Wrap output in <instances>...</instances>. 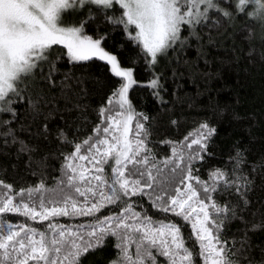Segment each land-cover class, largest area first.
Listing matches in <instances>:
<instances>
[{
    "label": "snow or ice",
    "instance_id": "6c2138e0",
    "mask_svg": "<svg viewBox=\"0 0 264 264\" xmlns=\"http://www.w3.org/2000/svg\"><path fill=\"white\" fill-rule=\"evenodd\" d=\"M82 9L86 15L78 24L64 23L66 13L75 14ZM98 15L105 23L121 28L126 39L140 48L147 67L154 69L159 57L166 56L170 49L184 48L189 37L199 38L196 29L209 22L220 27L222 21L232 23L240 17L264 28V0H0V144L3 146L18 144V154L34 151L17 136V131L30 132V128L12 126L19 116L17 105L25 100L32 120L41 117L44 120L32 133L33 137L47 139L51 113L46 114L44 108L51 102L50 90L58 86L54 77L59 72L58 63L65 57L69 63L103 61L110 66V73L120 78L111 95L99 106L97 115L103 127L97 125L94 135L75 142L69 140L63 129L56 132L61 144L73 148L71 153L63 154L61 168L67 184L85 198L82 204L71 195H65L62 201L42 197L33 200L34 193L45 191L42 179L38 185L19 192L0 180V186L7 190L0 196V215L18 214L44 225L40 229L24 223L9 224L6 233H0V264H82L87 254L105 245L106 237L115 238L117 249L109 264H264V259L250 258L254 245L249 235L264 230V218L249 224L243 215H238V210L246 211L251 204L248 193L253 182L241 170L246 162L244 152L238 149L230 158L231 172L214 168L208 180H201L194 174L192 165L211 155L208 142L216 132L202 123L195 134H189L191 140L185 137L180 150L173 147L171 156L158 161L148 147L150 130L142 122L148 117L136 113L128 99L129 89L137 84L134 69L122 67L118 56L103 46L107 34L93 38L85 31V26L94 23ZM185 30L188 36L182 35ZM57 45L66 51L57 52L53 47ZM69 79L66 74L60 81L62 92L68 87ZM147 86L159 97L158 90L163 85L154 71ZM183 149L188 150L187 154ZM77 160L87 161L91 168L76 164ZM33 163L29 156V166ZM260 167L264 168V163ZM165 169L168 182L161 187L158 177ZM177 177L183 188L175 187L169 192ZM102 187L109 191H100L99 199L90 203L87 193L95 197L96 190ZM145 189L155 193L153 207L157 211L170 213L179 220H154L147 213L136 212L130 203L132 197L152 198ZM223 195H235L237 202L221 204L216 197ZM16 196L20 200H15ZM116 204L122 205L120 212L97 216L96 223L89 225L90 230L83 235L53 222L61 216H93L107 205ZM237 219L245 228L240 238H233L230 243L223 233L227 224ZM185 223L192 230L187 237L182 232ZM261 253L264 255V249Z\"/></svg>",
    "mask_w": 264,
    "mask_h": 264
},
{
    "label": "trees",
    "instance_id": "16d2710c",
    "mask_svg": "<svg viewBox=\"0 0 264 264\" xmlns=\"http://www.w3.org/2000/svg\"><path fill=\"white\" fill-rule=\"evenodd\" d=\"M85 15L86 10L83 9L75 14L66 13L63 21L65 24H78ZM85 31L94 38L107 34L103 46L118 56L122 66L134 69L133 78L137 84L129 89L128 99L136 113L148 117L147 121L142 122L150 130L148 147L157 160L171 156L173 147L180 150L185 137L191 140L189 134H195L202 123H207L216 129L208 142L211 155H205L202 161L193 162L194 174L201 180H208L209 172L214 168L231 172L233 161L230 158L235 156L238 149L243 151L246 162L241 170L253 183L248 193L250 207L243 212L238 210V215H243L249 224L264 218V168L260 167L264 163V28L240 17L232 23L222 21L220 27L209 22L196 29L199 38L189 37L184 48L170 49L166 56L159 57L154 69L147 67L140 48L126 39L123 30L105 23L102 16L98 15L94 23L89 22ZM182 35L188 36V31L185 30ZM53 47L57 52L66 51L59 45ZM57 66L59 72L54 79L58 86L50 90L48 99L51 102L44 108L46 114L51 113L47 121L50 134L47 139L33 137L32 133L44 122L43 117L38 121L32 120L27 100L17 105L19 116L12 126L30 128V132L17 131V136L34 151L18 154V144L6 147L0 144V180L12 185L14 192H19L38 185L42 179L45 191L34 193L33 200L42 197L62 201L65 195H71L78 204H82L85 198L67 184V177L61 168L63 154L71 153L73 148L61 144L56 139V132L63 129L69 140L75 142L94 135L93 130L97 125L103 127L102 119L97 115L99 106L105 103L120 78L114 77L110 67L97 59L69 63L65 57ZM153 71L160 76L163 85L158 90L159 97L153 94L155 90L147 86ZM66 74L70 79L67 81L68 87L62 92L59 83ZM135 123L134 119L131 124L133 131ZM183 150L187 154L188 150ZM29 156L34 161L31 167L28 164ZM41 162L43 166H40ZM75 163L91 168L87 161L77 160ZM168 175L165 169L164 174L158 177L161 187L168 182ZM178 180L179 177L176 178L177 182L169 186V192L175 187L183 188ZM6 191L0 186V196ZM96 191L95 197L87 193L90 203L99 199L100 191L107 193L109 190L102 187ZM145 191L152 194L151 199L148 195L131 198L130 203L136 212L147 213L154 220H179L170 213L157 211L153 207L155 193L151 189ZM216 198L221 204L226 201L235 204L238 199L235 195ZM15 200H20V197L16 196ZM121 209L120 204L107 205L93 216H61L54 218L53 222L83 235L90 230L89 225L96 223L97 216L114 215ZM23 222L44 228V225L18 214L5 213L0 215V233H6L9 224L18 226ZM244 228L240 220H232L227 224L223 238L230 243L233 238L238 240ZM191 231V225L185 223L182 228L185 237ZM249 235L254 245L250 258L256 261L264 259L261 253V249H264V230ZM114 244V237H106L105 245L87 254L82 264H109L117 252Z\"/></svg>",
    "mask_w": 264,
    "mask_h": 264
},
{
    "label": "rangeland",
    "instance_id": "374dc122",
    "mask_svg": "<svg viewBox=\"0 0 264 264\" xmlns=\"http://www.w3.org/2000/svg\"><path fill=\"white\" fill-rule=\"evenodd\" d=\"M94 38V37H93ZM122 66V65H121ZM110 67V66H109ZM122 67H124V66H122ZM125 68H127V67H125ZM24 221V220H23ZM24 223V222H23Z\"/></svg>",
    "mask_w": 264,
    "mask_h": 264
}]
</instances>
